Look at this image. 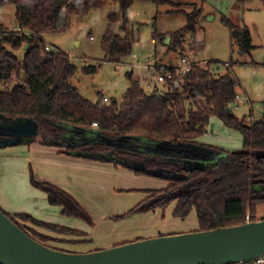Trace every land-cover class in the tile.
Returning a JSON list of instances; mask_svg holds the SVG:
<instances>
[{"label": "trees", "instance_id": "1", "mask_svg": "<svg viewBox=\"0 0 264 264\" xmlns=\"http://www.w3.org/2000/svg\"><path fill=\"white\" fill-rule=\"evenodd\" d=\"M107 1L117 5L118 11L108 15L101 49L106 61L119 64L131 55L134 44L128 8L133 2L143 0H0V7L15 8L17 26L9 31L0 22V122L35 123L37 136L25 138L23 143L38 142L48 147H57L69 127L90 132L92 124L97 123L96 132L104 140L60 153L79 158L89 155L92 160L121 166L136 176L157 177L168 183L163 189L149 192L145 200L113 220L165 211L175 202L172 217L184 221L194 211L201 231L243 224L246 215L256 221L257 207L264 204V117L252 118L250 112L239 119L232 113L230 107L236 100L237 81L228 73L216 76L208 69L194 68L182 76L166 79L162 89L155 86L147 93L132 82L133 72L129 71L126 77L130 85L120 102L110 99L103 103V96L98 94V100L93 103L71 85L76 67L69 56L45 50V36L64 33L74 16H85L90 9L101 8ZM145 1L170 5V13H183L186 18L185 27L160 39L170 37L166 51L170 54L180 49L181 40L188 33L195 32L201 17V8L187 13L182 7L219 0ZM259 1L264 5V0ZM222 22L229 29L238 54H248L254 48L249 29L235 27L225 18ZM82 72L92 75L97 67L85 66ZM212 118L237 131L242 136V147L226 152L201 146L213 158L203 169L188 170L163 156L152 158L135 148L119 146L127 139L132 142L136 139L137 143L194 144L206 132ZM19 144L22 143L12 146ZM29 180L46 196L50 206L60 208L62 217L93 226L91 217L71 194L50 182H38L31 170ZM5 215L44 245L82 243L87 237L82 231L44 222L31 214Z\"/></svg>", "mask_w": 264, "mask_h": 264}, {"label": "rangeland", "instance_id": "2", "mask_svg": "<svg viewBox=\"0 0 264 264\" xmlns=\"http://www.w3.org/2000/svg\"><path fill=\"white\" fill-rule=\"evenodd\" d=\"M211 2L214 3L206 2L203 3V5L197 4L195 6L182 7L187 13L191 12L194 8H201V17L195 26V32L193 34L188 33L181 40L182 46L180 49L170 54H166L170 41L168 44H165L166 38L170 39V37L167 36L164 41L160 39L186 26L184 14L170 13L172 7L167 4L156 5L145 0L133 2L128 8L127 18L134 31V44L131 55L124 58L121 62L133 61L134 67L125 65L122 70L119 69L118 64L106 61L105 54L101 49V40L108 24V15L118 11L117 5L113 4L111 1L105 2L101 8L90 9L85 16H74L67 31L61 34L47 35L44 40L45 44L49 45L50 52L65 53L69 56L76 67V73L70 79V83L79 91L83 98L90 102H96L99 98L98 94L103 96V98H108V102L111 101L110 99H115L120 102L130 85L126 77V73L129 71L133 72L132 82H140L147 93L153 90L152 88L155 86L161 87L162 89L163 82L158 83L156 81L152 71H148L145 67L146 62H151L150 65L158 68V71L161 70V73H163L162 71L164 68L154 64L155 57L159 65L169 67L182 66L181 59L184 58L188 62L199 65V67L196 68L208 69L216 76H222L228 73L232 79L238 82L240 89L248 99V103L238 108H234V106L230 107V110L237 118L242 119L248 116L250 112H252V118L258 119L264 117V5L259 0H252L250 2H244L243 4L234 0ZM14 14L15 8L13 6L8 5L0 7V22L9 31H14L17 27ZM223 18L227 19L235 27H242L244 25L248 27L251 32L252 45L255 48L249 55L240 56L238 54V49L231 39L230 31L222 22ZM22 55L23 52H20L19 56L22 57ZM133 55H135V57ZM85 66H96L97 72L92 75H85L82 72ZM145 78L147 79L144 80ZM93 127L95 129L97 128L95 126ZM233 134L237 136V133L234 132ZM222 135L223 133L221 132L220 126H217L216 137L222 138ZM119 145L120 147H129L121 143ZM193 166L204 168V164L201 163ZM9 167L10 165L6 162V156H4V159H0V210L12 216L13 214H9L10 211L8 208L13 207L17 209L12 212H23V209H20V204H24L13 202L14 198L11 193L13 191L18 192V190L21 192V187L13 176L15 175L16 179L19 181L20 176H18V174H13L14 171L12 173ZM15 171L18 170L15 168ZM10 173L11 175H9ZM20 175L23 176L22 174ZM93 177L94 176L90 175L88 178L92 179ZM112 177L113 176L108 175L97 176L100 180L103 178V180H109L111 182L114 180ZM135 177L138 176L134 174L130 175L131 179ZM153 178L157 177H151L152 180ZM157 179L160 180L159 178ZM129 180L130 179H122L120 185L126 188L117 189L121 193L118 195V200H120V202H125V205L120 206L117 199L110 198L108 194H106L105 197L107 202L103 199H98L95 204L96 209L90 208V211L85 209L93 223H95V221H100L102 217L101 211L114 213L121 207H127L126 210L122 212L125 214V212L127 213L133 206L145 200L148 197L147 194L151 190L156 191L160 190V188H164V186H154L150 189L151 185L148 184V181L146 182L148 187L142 186L145 187L142 189L140 187L135 188L129 184ZM115 200L117 201L116 204L114 202ZM128 207L131 208L129 209ZM168 207L166 211L161 212L160 215H155L154 219L149 222L164 221L167 217V212L171 209ZM256 211V220H262V218H264V204L259 205ZM26 213L31 214L28 211H26ZM42 214L49 215L46 217H52L50 218L51 221H54V223L59 226L73 227L72 222L66 221V223H64L61 221L59 213L52 216L51 211L50 213L43 211ZM192 218L193 214L192 216L190 214L187 222ZM109 219L112 220L111 218ZM193 224L195 225V221H193ZM192 226L193 225H191V227ZM192 229H197V226H193L190 231H193ZM109 231H111L109 227H103L98 231L96 236L98 239L105 241L107 237L117 235V233ZM122 236L123 235L120 237ZM136 237L138 236L134 237V235H131L127 237L124 243L133 242ZM147 237H139L138 240L146 239ZM46 245L52 247V243ZM56 245L59 244L56 243Z\"/></svg>", "mask_w": 264, "mask_h": 264}, {"label": "crops", "instance_id": "3", "mask_svg": "<svg viewBox=\"0 0 264 264\" xmlns=\"http://www.w3.org/2000/svg\"><path fill=\"white\" fill-rule=\"evenodd\" d=\"M240 3L243 4L244 2ZM254 49L255 48L251 49V51ZM250 52L246 55H249ZM150 63L146 62V65ZM154 64L164 69L174 68L159 65L158 62H156V57ZM146 79L147 78L144 80ZM145 92L147 91L145 90ZM217 126H220L221 132L223 133L222 138L216 137ZM234 132L237 133V136L233 134ZM99 140L101 141L104 139L96 132L94 127L90 132L69 127L66 131V134L61 138L60 142L57 143V147H48L38 142H31L29 144L22 143L17 146L0 148V159H4V156H6V162L10 165L9 168L11 172L13 173L14 171L13 174H18V176H20V181L16 179L15 175L13 176V178L18 181L19 186L21 187V192L18 190V192L13 191L11 193L14 198L13 202L24 204H20V209H23V212H12L17 209L10 207L8 208L10 211L9 214L26 213V211H28L34 218L48 223H54V221H51L50 218L52 217H46L49 215H43V211H47L48 213L51 211L52 216L56 213L60 214V208L50 206L47 203L46 196L31 185L29 180L30 170L38 182H50L62 188L71 194L83 206L84 209H88V211H90V208H95V204L97 203L98 199H103L106 201V194H108L110 198L118 200V195L121 193L117 189L126 188L125 186L120 185L122 183V179H130L129 184L135 188L140 187L142 189L145 188L142 186L148 187V184L151 185L150 189L154 186L166 187L168 183L158 180L157 178H153L152 180L151 177L147 178L148 176L145 177L141 175L131 179L130 175L133 173L128 169H125L121 166L115 167L114 165L107 162L92 160V157L89 155H84L86 157L79 158L75 155L69 156L67 154L60 153L66 148L69 149L81 146H91ZM135 140L136 139H133L134 142L130 141L129 139L125 141L126 143L128 142L132 144V147L130 148H135L142 153L149 154L150 157L163 156L168 161L177 160L178 162L185 165V169L195 168L197 166L193 165L200 163L204 164V167H206L213 161L211 152L201 146L214 147L226 152H232L236 149L240 150L242 147V136L237 131L226 128L222 123L220 124V121L216 118L211 119L206 132L201 136V138L199 137L194 140V144L173 145L169 142H164V145H159L157 142L145 141L142 143H137ZM126 143H123V145H126ZM134 144H136L135 147H133ZM15 168L18 171H15ZM19 173L23 176H21ZM9 175H11V173ZM90 175L94 177L92 179L88 178ZM103 175L113 176L112 178H114V180L111 182L109 180H103V178H101V180L97 178V176ZM147 181L149 182L148 184L146 183ZM147 195L149 196L150 193ZM118 201L120 206L126 204L125 202H120V200ZM114 202L115 204L117 203L116 200ZM174 207L175 203L168 207L171 209H169V212H167V217L164 219V221L162 220L153 223L149 221L154 219L155 215H160V213L163 212L162 210L150 211L145 214H135L118 221L113 220L112 218L124 214L122 212H124L127 207H121L119 210L117 209L118 211L114 208L116 210L114 213L101 211L100 213H102V217L100 221H95L93 226H89L81 220L68 219L60 215L61 221L64 223H66V221L72 222L73 227L67 226V228L82 231L87 237H85V239L83 238L85 241L82 243L54 242L55 244H53L52 247L54 246L53 248L64 252L86 253L99 249H106L107 247L109 248L113 245L117 246L118 244L124 243L127 240V237L131 235H134V237L138 236L135 239V241H137L139 237L143 236L152 238L157 236L197 231L198 225L195 212L193 211L191 213V216L193 214V218L191 219L192 222L191 220L187 222L188 217L184 221H181L172 217ZM128 208L130 209L131 207ZM109 218H111L113 221ZM193 221H195L197 229H192L193 231H190L191 228L195 226ZM191 225L193 226L191 227ZM103 227H109L112 233H117V235H111L107 237V240L105 241L98 239L96 235ZM124 232L130 234H126ZM121 235L123 236L120 237ZM56 243L61 246L56 245Z\"/></svg>", "mask_w": 264, "mask_h": 264}, {"label": "water", "instance_id": "4", "mask_svg": "<svg viewBox=\"0 0 264 264\" xmlns=\"http://www.w3.org/2000/svg\"><path fill=\"white\" fill-rule=\"evenodd\" d=\"M169 41L166 38L165 44ZM37 134V126L31 121L8 125L0 122V136L8 137L0 138V147L23 143ZM263 254L264 220L71 253L35 240L0 210V264H229Z\"/></svg>", "mask_w": 264, "mask_h": 264}, {"label": "built area", "instance_id": "5", "mask_svg": "<svg viewBox=\"0 0 264 264\" xmlns=\"http://www.w3.org/2000/svg\"><path fill=\"white\" fill-rule=\"evenodd\" d=\"M45 50L46 51H50L49 45L45 44ZM133 56L135 57V55H133ZM181 63H182V66L174 67V68H171V69H165V71L163 73H161V70L158 71V68L153 67L150 64L145 65V67L148 69V71H152L153 77L156 78V81L158 83H162V82L166 81V79H170L172 76H175V77L182 76V75H184L186 73L191 72L192 69H194L196 67H199V65H197L196 63L188 62L184 58L181 59ZM118 65H119V69L120 70H122V68L125 65H129L131 67H134L133 61H129V62L127 61V62H124V63L121 62ZM136 83L140 87L144 88V86L140 82H136ZM235 91H236V100H235V102L233 104L234 108H238V107L243 106L244 104L248 103V99L245 97L244 92L240 89V87L238 85V82L236 83ZM103 101L104 102H108V98L104 97ZM92 126L97 127V123H93ZM248 222H252V220H251L249 215H246L245 223H248ZM229 264H264V254L260 255V256H257V257H255L253 259H250L248 261H244V262L243 261H237V262H233V263H229Z\"/></svg>", "mask_w": 264, "mask_h": 264}, {"label": "flooded vegetation", "instance_id": "6", "mask_svg": "<svg viewBox=\"0 0 264 264\" xmlns=\"http://www.w3.org/2000/svg\"><path fill=\"white\" fill-rule=\"evenodd\" d=\"M0 138L1 139H8V137H3V136H0ZM123 143H126V141H124V142H122L121 144H123ZM120 146V145H119ZM125 146H129V147H123V148H130V147H132V144L131 143H126V145ZM130 149H132V148H130ZM152 158H154V157H152ZM166 159V158H165ZM171 162H173V163H179V164H181V166L184 168L185 167V165H183V163H180V162H178L177 160H172ZM188 169V168H187Z\"/></svg>", "mask_w": 264, "mask_h": 264}]
</instances>
